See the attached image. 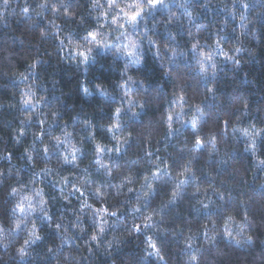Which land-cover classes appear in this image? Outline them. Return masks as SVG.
<instances>
[{
  "label": "trees",
  "instance_id": "obj_1",
  "mask_svg": "<svg viewBox=\"0 0 264 264\" xmlns=\"http://www.w3.org/2000/svg\"><path fill=\"white\" fill-rule=\"evenodd\" d=\"M109 4L0 0V264H264V0Z\"/></svg>",
  "mask_w": 264,
  "mask_h": 264
},
{
  "label": "snow or ice",
  "instance_id": "obj_2",
  "mask_svg": "<svg viewBox=\"0 0 264 264\" xmlns=\"http://www.w3.org/2000/svg\"><path fill=\"white\" fill-rule=\"evenodd\" d=\"M5 2H7V0H5ZM147 2L152 7H156L157 5H159L162 2V0H147ZM113 4H115V0H110L109 7H111ZM130 7H135L136 8L135 12L126 13V15L128 16L129 23L134 25L136 23V21H137V18L141 15V12L143 11V8H142V5L140 3H135V4L131 5ZM25 11H27V9H25ZM113 23H115V20L113 21ZM88 35L91 37V39L88 40L89 44H91L93 46H104V47H106V45L101 44V42L97 40V37H96L95 34L89 33ZM86 39H87V37H86ZM133 45H135V42H132V46ZM125 50H126L127 55H129V56L132 55V52L127 50V45H125ZM91 51H92V48L89 47L87 49V53L83 52V51H80V52H77L76 55H79V56L83 57V60L86 62L88 60V53H90ZM116 51L119 52L120 48H117ZM207 58L210 60L211 56H208ZM213 67H214V65H213ZM201 71H205V67H204L203 64H201ZM97 87L99 88L100 86L98 85ZM85 93H87L86 89H85ZM24 103L25 104H29L30 101L29 100H25ZM116 114L119 115V109L116 110ZM171 119H172V117L170 116L169 117V121H171ZM192 124H193V127H195V120L192 121ZM115 127L118 128L119 125L117 124V125H115ZM169 129H171V123H169ZM108 131H112V129L109 128ZM56 139H57V141H59V137H57ZM196 144L198 146H202L201 141L199 139L196 140ZM101 150L102 149L100 148V146L97 145V151L99 152ZM75 151H76V149L73 147V152H75ZM45 152H47V148H45ZM29 158H31V157H29ZM74 159H75V157H73V160ZM65 162L66 163H71L72 161H69V160H67V158H65ZM186 171H187V169H186ZM76 190L79 191V189H76ZM129 191H131V189H129ZM37 195H39V193H37ZM175 195H176V193L174 192L173 196H175ZM17 209H19V211L21 213H23L25 211L24 207L21 204H17L16 209H13V211H16ZM99 211H104V210H99ZM136 211H139V209H136ZM113 215H115V213H113ZM17 227H19V224L17 225ZM33 228H35V226H33ZM135 228H136L137 231H139L140 226L136 225ZM101 231H103V229H101ZM32 236H34L35 239H39L40 238L39 236H36L35 233L32 234ZM92 239L95 240L96 237L93 236ZM27 243H28V241L26 240L25 244H27ZM151 247L155 248L156 245L155 244H151ZM19 251H20L21 255L24 254V249L23 248H21Z\"/></svg>",
  "mask_w": 264,
  "mask_h": 264
},
{
  "label": "clouds",
  "instance_id": "obj_3",
  "mask_svg": "<svg viewBox=\"0 0 264 264\" xmlns=\"http://www.w3.org/2000/svg\"><path fill=\"white\" fill-rule=\"evenodd\" d=\"M133 47H135V45H133ZM125 51H126V50H125ZM41 203H43V201H41ZM35 231H36L35 228H33V229L31 230L32 234H34ZM31 238H32V237L30 236L29 239H31Z\"/></svg>",
  "mask_w": 264,
  "mask_h": 264
},
{
  "label": "rangeland",
  "instance_id": "obj_4",
  "mask_svg": "<svg viewBox=\"0 0 264 264\" xmlns=\"http://www.w3.org/2000/svg\"><path fill=\"white\" fill-rule=\"evenodd\" d=\"M127 48H131V47H129V45H127Z\"/></svg>",
  "mask_w": 264,
  "mask_h": 264
}]
</instances>
